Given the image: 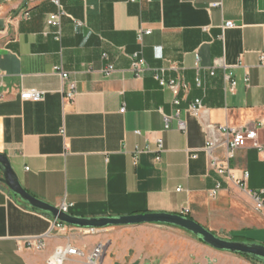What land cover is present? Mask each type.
Here are the masks:
<instances>
[{
    "label": "crops",
    "instance_id": "1",
    "mask_svg": "<svg viewBox=\"0 0 264 264\" xmlns=\"http://www.w3.org/2000/svg\"><path fill=\"white\" fill-rule=\"evenodd\" d=\"M61 6L59 35L46 23L57 9L52 1L34 3L23 17L24 0H0V154L23 187L51 205H68L77 217L188 209L183 215L216 234L242 237L256 228L264 235V210L254 225L248 208L253 193L264 198L259 151L237 149L228 160L231 177L210 165L204 149L208 124H264L258 55L264 52V0H61ZM227 21L234 26L222 29ZM142 28L151 31L140 40ZM136 53L149 67L139 77L131 69ZM56 65L76 82L72 100ZM109 65L113 72L104 74ZM174 67L188 85L176 96L179 104L154 77L164 69L166 80L176 78ZM227 76L236 82L234 91ZM23 89L40 90L43 99L25 101ZM197 98L203 105L198 115L187 110ZM165 115H173L168 128ZM260 132L263 137L264 125ZM218 183L214 199L209 191ZM53 219L13 197L0 180V264H47L69 241L83 255H70L64 264H87L101 242L100 264H260L157 223L84 236L82 228L67 224L52 230L44 249L28 247L27 239L47 233Z\"/></svg>",
    "mask_w": 264,
    "mask_h": 264
},
{
    "label": "built area",
    "instance_id": "2",
    "mask_svg": "<svg viewBox=\"0 0 264 264\" xmlns=\"http://www.w3.org/2000/svg\"><path fill=\"white\" fill-rule=\"evenodd\" d=\"M24 1H25V9H23V17H28L29 16L28 9L31 7V5L39 1H42V0H24ZM50 1H52L56 5L57 9L55 12H52L48 15L46 23H48V25L50 26H54L58 28L59 35H60V28H61L60 22H61L63 15H65V11L62 9L61 0H50ZM82 1L84 3L87 2V0H82ZM128 1L141 3L143 0H128ZM146 1H152V0H146ZM211 4L213 7L221 5L220 2H214ZM76 22L79 26L84 25L83 22H80V21H76ZM233 26H234L233 21H227L226 23L222 25V29L230 28ZM150 31H151L150 29L145 30L142 28L138 32L139 39L141 40L142 36L144 34H149ZM2 32L3 31L0 30V34ZM258 55H259L260 65L264 67V52H260ZM131 60H133L132 68H131L132 72L135 73V75L138 77L141 75V73L144 71L145 68H149L146 63V60L142 59V56H140L139 53L132 55ZM174 68L178 72V75L176 76V78L166 80L163 76L164 69H160L157 72L154 71L155 72L154 77L156 80L159 81V85L169 88L170 90L173 91L175 95L174 103L179 104V99L176 98V96L178 95L182 87L187 88L188 85L184 83V78L182 74L178 71L179 68L178 67H174ZM54 70L60 74V76L62 77L64 81H67L68 87L65 90V96L67 99L72 100L77 92L76 82L69 79V75H68L69 73L63 70L62 65H56L54 67ZM113 70H114V66L109 65L108 67L105 68L104 74L109 75L111 72H113ZM226 79L227 81L230 82V90L234 91L236 82H234V80H232L230 76H227ZM246 80L248 81L249 78H246ZM198 82H200L199 79H198ZM43 96H44V93L36 89H23L21 91V98L25 101L31 100V101L39 102L41 99H43ZM2 99L3 97L0 96V100ZM202 108H203V105L201 103V100L197 98L194 101V103H191L188 106L187 110L191 111L193 114L198 115L199 113H201ZM176 111L178 114L179 111L178 110ZM172 118H173V115H165L164 125L166 128L169 127L168 123L170 122ZM178 124L180 125L181 128L185 127V124H183V122H179ZM263 125L264 124L262 121L257 122L252 127L246 126L242 128L229 126V125L208 124L205 128L207 142H206V147L204 149H206L210 157V161H209L210 165L218 173L226 174L231 177H234L231 174L232 168L230 167L228 160L234 156L235 151L239 149L240 147L256 148L259 151L262 159L264 160V136L262 137V135L260 134L261 133L260 130L263 128ZM158 143H159V149H162L163 148L162 138L158 139ZM220 149H222L225 153L223 157H220L218 154H216V151ZM247 173H248L247 171H244L243 173L242 179L244 181L247 180L249 176V174ZM219 187H220V184L218 183L216 187L212 188L209 191L210 197L215 199V197L219 193ZM252 195L256 202L257 209H259L260 211H263L264 210V198L261 197L260 194L257 192L253 193ZM67 207L68 205L63 204L59 208L60 210L67 212L68 211ZM187 212H188V209L183 211V214ZM52 221L54 222L50 230L47 233H44V235L37 237V238L27 239L26 244L28 247L35 249V250L44 249V247L46 246V239H48L51 236L50 234L52 233V230L55 228L63 229L67 226L66 223L58 221V219L57 220L53 219ZM100 230L101 229H98V228L97 229L96 228H82L83 234H95V232L97 233V231H100ZM104 245H105L104 243H98L97 245H95L96 247L94 248L92 253L86 258L87 264H100V260H101L100 258H102V255L104 253V248H105ZM70 255H83V251L80 250L78 247H75L69 241L64 246H58V248L56 247L55 251L48 257L46 261H47V264H64L65 260H67Z\"/></svg>",
    "mask_w": 264,
    "mask_h": 264
},
{
    "label": "water",
    "instance_id": "3",
    "mask_svg": "<svg viewBox=\"0 0 264 264\" xmlns=\"http://www.w3.org/2000/svg\"><path fill=\"white\" fill-rule=\"evenodd\" d=\"M0 180L9 188L13 197L21 200L29 208L32 207L33 209L40 210L42 213L68 225L80 228L103 229L110 226H129L145 223L167 224L188 232L190 231L201 242L216 250L249 256L264 264V243L247 242L219 236L206 226L183 214L149 212L136 213V215L104 217H77L72 214L69 215L68 212L60 210L59 207L32 196L20 183L12 162L4 154H0Z\"/></svg>",
    "mask_w": 264,
    "mask_h": 264
},
{
    "label": "rangeland",
    "instance_id": "4",
    "mask_svg": "<svg viewBox=\"0 0 264 264\" xmlns=\"http://www.w3.org/2000/svg\"><path fill=\"white\" fill-rule=\"evenodd\" d=\"M248 208L249 209L252 208V211H251L252 212V218L251 219L253 220V224L254 225L260 224L261 222L258 219V217L263 216V213H261L263 211H260L259 209H257L255 200L253 201V204H251V205L248 204ZM100 231H97V233L95 232V234H83V232H81L80 234H81V236L98 235L101 233ZM228 232L229 231H227V230H220L218 235L225 237V238H230V235ZM241 234H242V237H236L237 238L236 240L261 243L260 238H263V236H264L263 232L256 230V228L255 229H248L246 231L241 232Z\"/></svg>",
    "mask_w": 264,
    "mask_h": 264
},
{
    "label": "trees",
    "instance_id": "5",
    "mask_svg": "<svg viewBox=\"0 0 264 264\" xmlns=\"http://www.w3.org/2000/svg\"><path fill=\"white\" fill-rule=\"evenodd\" d=\"M31 209H33L32 207H30ZM34 210H37V209H34ZM37 211H40V210H37ZM41 212V211H40ZM232 239H237L236 237H232ZM245 257H247V258H249V259H252L253 261H255L256 263L258 262V263H260V264H263V263H261V262H259L258 260H256V259H254V258H251V257H249V256H245Z\"/></svg>",
    "mask_w": 264,
    "mask_h": 264
}]
</instances>
